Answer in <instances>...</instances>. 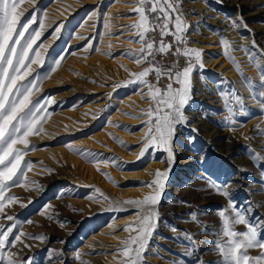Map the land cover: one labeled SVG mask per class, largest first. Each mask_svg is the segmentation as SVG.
I'll list each match as a JSON object with an SVG mask.
<instances>
[{
	"label": "rangeland",
	"instance_id": "rangeland-1",
	"mask_svg": "<svg viewBox=\"0 0 264 264\" xmlns=\"http://www.w3.org/2000/svg\"><path fill=\"white\" fill-rule=\"evenodd\" d=\"M63 1L28 0L19 12L21 25L33 15L37 17L29 25L21 44L33 32L41 31L30 57L36 51L44 57L43 63L31 72L33 74L19 84L36 83L33 100L31 98L33 105L52 98L54 102L47 105L46 112L37 115L59 118L57 122L60 124L56 127L60 128L49 130L46 137L51 138L39 141L37 149L29 151L36 153L25 160L29 178L23 177V184L12 185L4 194L18 199L6 203L0 215V222H5L3 228L16 224L8 236L9 245L4 249L5 260L0 264H7L12 250L11 258L16 264L25 261L53 264L54 258L58 264H71L70 255L78 250L86 231L101 225H120L115 234L118 236L133 230L132 225L140 223L149 210L158 213L154 217L157 224L146 241V248L141 250L139 264H164L173 235L184 241L187 254L179 256L182 264H233L223 254V250L231 246L228 231L242 233L252 226L257 230L259 243H264V0H170L180 11L171 13L173 23L169 24L168 30H175V16L181 15L185 31L180 42L171 34L161 37L160 26L164 20L157 18L158 13L150 12L152 5L147 0L144 4L146 14L156 28L143 39L140 31L132 27L141 19L133 11L140 6V0H85L67 16H62L61 11L55 13ZM228 21L235 22L234 27L227 25ZM214 34L222 36L224 42L230 43L235 50L236 59L222 64L227 65L223 73L244 74L243 80L254 85L251 95L258 102L255 101L256 104L251 99L252 103L242 96L240 103L248 108L246 119L231 123L218 99L210 100L206 95L191 114H204L208 123L218 131L217 142L212 147H198L191 153L187 144L189 139L183 136L181 126L177 125L171 143L174 159L170 165L165 145L159 141L153 144L148 138L156 117L168 110L163 102L158 104L157 100L151 99L148 87L133 74L153 68L154 71L144 79L154 89H160L158 99H167L169 72L174 78L176 72H182L189 64L185 51L199 50L200 59L191 58L193 72L189 82V102L183 109L185 115L190 105L198 102L197 98L206 90L201 91L198 87L197 83H201L199 76L215 75L214 70L204 64L210 58L223 60L227 57L219 56L212 49ZM161 40L165 45H172L163 53L159 51ZM146 42L154 45L150 56L142 51ZM59 55L62 56L61 64L56 65L59 71L69 57L75 55L79 58L70 74L59 75L50 83L48 79L55 67L53 59ZM155 69L161 70L159 80ZM218 77L219 84L232 82L228 75L218 74ZM209 84L214 88V97H218L215 91L218 83L211 80ZM177 87L180 85L173 82V88ZM78 104L77 111H72ZM88 104L91 106L86 109ZM63 118L75 122L81 129L74 131L75 135L74 132L72 135L64 132L67 122ZM92 119L94 122L89 128ZM243 125L247 127L245 133L239 134ZM82 136L94 141L95 145L87 151L97 181L85 180L78 166L54 154L56 149L64 147V138ZM152 153H155L153 163L148 161ZM160 161L166 166L164 171L169 170V176L164 181L159 203L155 206L130 204L133 206L130 210L122 208L129 204L128 201L139 200L130 192L143 189L145 198L155 195V189L150 185L156 177L151 170ZM29 163L31 168L27 167ZM225 191L227 196L223 194ZM114 206L119 208L105 212ZM237 212L246 223L236 222ZM138 214L141 217L139 222L136 219ZM9 215L14 217L13 221L7 219ZM130 218L134 221L120 222ZM21 232L25 235L15 241V236ZM138 234L139 231L134 237ZM261 250L258 256L264 253V249ZM110 255L109 250L107 257ZM130 255L134 257L135 252ZM248 255L253 257L249 250Z\"/></svg>",
	"mask_w": 264,
	"mask_h": 264
},
{
	"label": "snow or ice",
	"instance_id": "snow-or-ice-1",
	"mask_svg": "<svg viewBox=\"0 0 264 264\" xmlns=\"http://www.w3.org/2000/svg\"><path fill=\"white\" fill-rule=\"evenodd\" d=\"M21 2L22 0H0V166H3L0 167V213H3L6 203H11L18 199L15 196L5 197L4 195L5 190L11 186L9 182L13 181L20 171L26 155L25 150L15 146L20 144L25 149L29 147L28 137L42 132L43 125L41 121L46 119L45 115L38 116L37 113L46 112L47 105L54 102L51 97H48L43 102L33 105L31 97L33 89L37 87L36 83L34 81L28 85L18 83L25 81L31 74L33 71L31 65L43 63L40 51H36L34 56L30 57L33 46L42 34L41 31L33 32L31 37L24 44H21L25 34L29 31V25L37 19L33 15L30 20L21 25L20 14L17 12V6ZM147 2L152 5L150 12L158 13L157 18L162 17L164 20V23L160 26L161 37L171 34L177 42L182 41L185 25L182 22L181 15L177 14L175 16V30L171 32L168 30L169 24L173 23L171 13H179L180 11L176 4L170 2V0H147ZM145 3L146 0H140V6L133 9L139 14L141 19L139 23L134 24L132 27L140 31L142 39L148 32L154 31L156 28V25L149 21V16L146 14L144 7ZM18 26L20 27L19 31H17ZM42 28L43 24H41ZM56 31L59 32L60 29L57 28ZM153 46L152 42H146V47L142 51H146L150 56L152 55ZM87 47L90 48L91 45ZM166 47L170 49L172 45H165L163 40H161L159 51L163 53ZM184 55L189 57V64L183 68L182 72H176L174 78L171 77V72H169L170 82L167 85V99H158L157 94L160 93V89H154V86L147 79H144L154 71L153 68H146L140 73L133 74L148 87L151 99L157 100L158 104L163 102L168 110L164 115L156 117L155 123L149 129L148 138L153 144L159 141V143L165 145V151L168 155L167 162L170 165L174 159L171 143L175 136L176 126L187 122L183 109L188 104L190 97L189 82L193 72L191 58L195 56L196 60H199L201 52L196 49H188ZM145 59H147V56ZM155 74L157 80H159L161 70L155 69ZM173 82L180 85V87L173 88ZM30 105H32L31 109L29 108ZM156 110L159 111V109ZM153 134H155L154 138ZM32 147L33 149L35 148V146ZM141 155H143V152ZM27 167L31 168L32 165L29 163ZM168 176L169 170L163 172L157 170L155 172L156 178L150 185V187L155 189V195L148 196L143 201L134 200L127 203L138 206L142 204L157 205L161 199V192L165 188L164 181ZM223 194L228 195L226 191ZM232 203L234 205V201ZM157 215L158 213L149 210L148 214L138 225L139 234L130 241V245H136V247L127 246L124 248L123 256L128 258V264H139L141 250L146 248V241L156 227L157 221L154 217ZM237 217V223H246L239 212H237ZM7 219L13 221L14 217L9 215ZM15 227V223L6 229L0 226V261L5 260L4 249L9 245L8 236ZM226 234L231 238V246L223 250L226 260H231L233 264H253V261H255V264H264V253L257 257L248 255L249 249L256 247L264 249V243H259L257 239L255 227L249 226L248 230L242 233L228 231ZM23 235L25 234L21 232L15 236V241H20ZM35 238L44 239L43 237ZM15 241L12 243L14 244ZM133 252H135L134 257L130 255ZM7 264H16V261L11 258V254H9ZM24 264H31V261H25Z\"/></svg>",
	"mask_w": 264,
	"mask_h": 264
},
{
	"label": "bare ground",
	"instance_id": "bare-ground-1",
	"mask_svg": "<svg viewBox=\"0 0 264 264\" xmlns=\"http://www.w3.org/2000/svg\"><path fill=\"white\" fill-rule=\"evenodd\" d=\"M27 1L28 0H22V2L20 4H18V6H17V12L18 13L20 11H22V5L24 4V2L27 3ZM84 1L85 0H65L62 3L60 2V4L57 6V10L55 11V13H58L59 11H61L62 16H67L69 13L72 12V10H73V8H75V6H82L85 3ZM91 17H92V15H91ZM234 23L228 21L227 25L234 27L233 26V25H235ZM104 30H106V29H104ZM103 33H105V32H103ZM212 37H213L212 40L214 41V43L212 45V49L215 50V53L218 54L219 56L224 55L227 57L224 59L222 58L223 60H220V59L215 60L214 58H210L209 61H207V62L205 61L206 63L204 65H206L207 68H209V69L212 68V70H214V72H215V75H213V76L212 75L211 76L210 75H207V76L200 75L199 76V80L201 81V83L198 82L197 85L201 91L204 89H206V90L200 94L201 96L199 98H197L198 102L195 101L190 105V110L188 111L187 114H185L187 122L185 124H180L181 132L183 133V136L187 137L189 139V142L187 144H188V150L191 153L197 151L198 147H202L204 145L205 146L210 145L209 147H212L211 145H213V143L217 142V140L215 139V136H217L218 131L215 127H213L211 124L208 123L207 118L204 116V114H197V115L191 114L192 112L197 110V107L201 104V102L204 100L206 95L209 96L210 100L218 99V103L220 104V108L227 112V114L229 116L228 119L231 123L232 122L235 123L236 121L242 120L247 115L246 113L248 111V108H246L243 104L240 103L242 96H245L246 100H248V101L250 100L252 102L253 100H251V99H254V102L257 101V100H255V98H252L253 97L252 95L254 93L253 91L255 89L254 85L253 84H247V82H245L243 80L244 74H240V75L238 74L237 75V74H235L236 72L234 74H233V72L226 73V74L223 73L225 70L224 68L227 65L222 66V64L227 63V60H229V59H234V60L236 59V56L234 54L235 50L232 49L230 43H227L226 41L224 42L223 38H221L222 36L220 37L219 35L214 34V36H212ZM14 39H15V37H14ZM61 58H62V56L59 55L56 59L55 58L53 59L54 60L53 61L54 62L53 67L54 66L55 67L53 69L52 76L48 79V81L50 83L55 78H57L59 75L70 74L73 70L72 68H73L74 64H76V59L79 57H77L75 55L69 57L66 64L59 71V68H56V65H58L60 63ZM253 60H255V58H253ZM57 61H59V63H57ZM255 62L257 64L259 63L257 60H255ZM38 65L39 64H33V65H31V67H32V69H35ZM204 65H203V67H204ZM258 66L260 68L262 67L260 64H258ZM74 68H75V66H74ZM218 74H220L222 76L228 75L230 77V79L232 80V82L229 85H228V83L219 84ZM211 80L218 83L217 84L218 87L215 90L216 96H218V97H214V95H215V93L213 92L214 88L212 89L211 88L212 85L210 86V84H209V82ZM38 88H39V86H38ZM257 92L255 91V93H257ZM32 100H33V98H32ZM85 102L87 103V102H89V100H85ZM254 102H252V103H254ZM91 104H93V103H91ZM91 104H88L86 106V109L88 107H90ZM79 105L80 104L74 105V108L72 109V111L76 112L77 110H75V109H77ZM83 109H80V111H82ZM67 113L68 112H66V114ZM63 119H64V121L67 122V124H65L66 128L63 129V130H65L64 132L71 134L74 131L81 129V128L77 127L75 122L71 123V122H69V120L67 118H63ZM58 120H59V118H58ZM58 120H57V117H54V116L51 117V115H48L45 120L41 121V123L43 125V131L40 132L39 134H33V135L28 137L29 147L27 149H25L24 146L20 145V144L15 146L17 148L25 150L26 155L24 156V160L22 162L21 169L17 173V176L14 178L13 181L9 182V184L11 186L14 184H16V186L19 183L21 184L22 178L25 176L27 178H29L28 177L29 172L26 173L27 171L25 170V164H26L25 160L31 154V153H29V151H35L37 149L36 143H38L39 141L51 138V137H48L49 135L46 137V134L49 132V130H51L52 128H55L56 124H60L57 122ZM83 122L85 123V120H83ZM93 122H94L93 119L89 121V123H91L88 125L89 128H92L91 125ZM262 122H263V120H262ZM62 125H64V124L62 123ZM244 126L245 125L242 126L243 128L239 131V134L245 133V130L247 127H244ZM261 126H263V125H261ZM59 128H57V129H59ZM53 131H54V129H53ZM57 132H58V130H57ZM59 132H61V131H59ZM74 135H75V132H74ZM64 136H65V134H64ZM83 138H84V136L73 137L72 139L64 138L63 139L64 147L59 149L58 151H56L57 149L56 150L54 149L55 150L54 154L57 156H61V158H64V160L68 161L70 164L78 166L79 171H80V175L85 180L97 181L98 176L94 172L93 164H90L89 157H88L89 152L87 151L88 148L92 147L95 144H94V141L92 139H83ZM256 140H258V138H256ZM32 142H34V143H32ZM32 146H35V148L33 149ZM34 154H36V153L33 152V154H31V155H34ZM154 157H155V153H152L149 156L148 161L153 163ZM90 158H91V156H90ZM155 160H157V159H155ZM0 167H3V166H0ZM165 167L166 166L163 163V161H160V162H157L154 164V166L152 168L153 170H151V171L156 172L157 170H159L162 172V171H164ZM35 172H37V171H35ZM27 178H25V179H27ZM8 188L5 190L4 194L7 193L6 191H8ZM19 188H21V187H19ZM130 193H132L134 198L138 197L139 200H141V201H143L145 196H146V192L143 189L142 190L140 189V191L130 192ZM102 202H103V200H102ZM118 208H119L118 206H114L107 211L105 209L104 210H105V212H110V211L113 212V211H116ZM122 208L130 210V209H133V206L130 204H124L122 206ZM100 212H102V211H100ZM1 214L2 213H0V215ZM5 214H6V212H5ZM138 215H136V219H138V222H139L141 220V217H140V215L139 216ZM132 218L127 219V220H122L120 222L122 223V222L128 221L130 223L131 221H134V220H132ZM3 221L0 222V226H3L5 224V222H3ZM38 222L41 223L40 218L38 219ZM139 224L140 223H138L136 225L135 224L132 225L133 230H131L130 232H127V233H123V234L118 235V236H115V234H116L117 229L119 228L120 225H114V226L109 225L106 227L104 225H101L100 227H98L95 230H93V228L89 229L88 231H86V234L84 235L83 239L81 240V243L78 246L79 247L78 250H76L72 255H70V258H72V261H73V263H71V264H128V258L123 256L122 250H124V248L127 246H132V245H130V241L134 237V234L137 231H139V228H138ZM111 225H113V223ZM24 232H25V230H24ZM109 250H110L111 255L109 257H107ZM13 251L14 250L9 252V254H11V256H12ZM167 251L168 252L165 256L166 259L163 258L164 264H182L181 261H179L180 260L179 256H184L187 254L186 250L184 249V241H182L181 238H178L175 235H173L171 237V239L169 240V247H168ZM261 251H262L261 249L256 247V248L249 249V254H253V257H257ZM49 255L51 256V254H49ZM7 256H8V254H7ZM48 256H47V258H48ZM52 262H53V264H58L56 258H54L52 260Z\"/></svg>",
	"mask_w": 264,
	"mask_h": 264
}]
</instances>
